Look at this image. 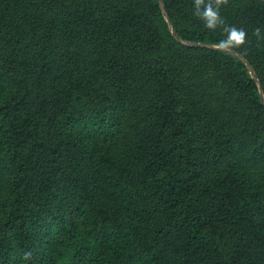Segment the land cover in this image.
<instances>
[{
	"label": "trees",
	"instance_id": "obj_1",
	"mask_svg": "<svg viewBox=\"0 0 264 264\" xmlns=\"http://www.w3.org/2000/svg\"><path fill=\"white\" fill-rule=\"evenodd\" d=\"M220 15L0 0V264H264V0Z\"/></svg>",
	"mask_w": 264,
	"mask_h": 264
},
{
	"label": "clouds",
	"instance_id": "obj_2",
	"mask_svg": "<svg viewBox=\"0 0 264 264\" xmlns=\"http://www.w3.org/2000/svg\"><path fill=\"white\" fill-rule=\"evenodd\" d=\"M229 0H194V15L202 22L203 27L211 32L220 29L225 39L219 40L213 47L224 54L241 49L247 43V32L243 28L227 25L220 15V9L227 6ZM253 35L258 40H264L262 30L256 28ZM32 253L25 252L23 259L30 260Z\"/></svg>",
	"mask_w": 264,
	"mask_h": 264
},
{
	"label": "water",
	"instance_id": "obj_3",
	"mask_svg": "<svg viewBox=\"0 0 264 264\" xmlns=\"http://www.w3.org/2000/svg\"><path fill=\"white\" fill-rule=\"evenodd\" d=\"M202 46L205 47L206 45H202ZM206 47H207V48H210V49H215L213 46H206ZM215 50H216V49H215ZM245 63H246V65H247L248 70L252 72V68H251L250 64H249L247 61H245Z\"/></svg>",
	"mask_w": 264,
	"mask_h": 264
}]
</instances>
